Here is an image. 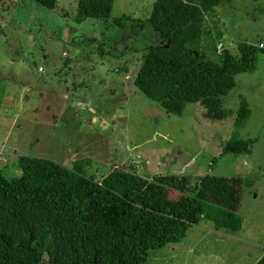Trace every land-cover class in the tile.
<instances>
[{
  "label": "rangeland",
  "instance_id": "1",
  "mask_svg": "<svg viewBox=\"0 0 264 264\" xmlns=\"http://www.w3.org/2000/svg\"><path fill=\"white\" fill-rule=\"evenodd\" d=\"M154 1L114 0L113 17L135 18L121 28L77 21L79 0L53 8L0 0V171L20 176L19 156L31 155L68 167L90 157L86 172L97 180L114 169L240 177L237 229L201 220L146 264H255L264 253V55L255 71L236 75L224 119L207 118L201 102L169 113L134 81L145 47L162 41L149 22ZM215 12L203 42L211 57L213 37L237 55L240 42H264V0H226ZM243 99L251 115L237 127ZM235 136L256 137L252 152L223 153Z\"/></svg>",
  "mask_w": 264,
  "mask_h": 264
},
{
  "label": "trees",
  "instance_id": "2",
  "mask_svg": "<svg viewBox=\"0 0 264 264\" xmlns=\"http://www.w3.org/2000/svg\"><path fill=\"white\" fill-rule=\"evenodd\" d=\"M34 1L56 5V0ZM224 1H154L149 22L162 41L145 47L134 81L167 112L180 115L187 102H201L207 118L224 119L232 114L224 97L236 86V75L257 69L263 41L240 42L237 55L213 37L216 57L203 46L207 23ZM113 5L114 0H79L76 19L91 17L121 28L135 20L113 17ZM250 115L243 99L237 127ZM256 141L235 136L222 152L248 154ZM91 161L82 157L68 167L20 155V176L9 179L0 171V264H146L152 251L178 242L201 220L230 229L240 224V177L166 173L147 178L114 169L97 180L86 172ZM255 264H264V253Z\"/></svg>",
  "mask_w": 264,
  "mask_h": 264
}]
</instances>
